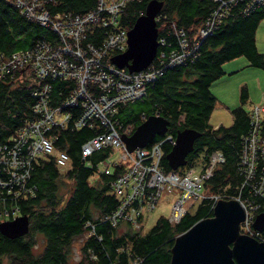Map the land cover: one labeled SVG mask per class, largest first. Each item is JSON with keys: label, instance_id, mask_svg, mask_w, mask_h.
Here are the masks:
<instances>
[{"label": "trees", "instance_id": "obj_1", "mask_svg": "<svg viewBox=\"0 0 264 264\" xmlns=\"http://www.w3.org/2000/svg\"><path fill=\"white\" fill-rule=\"evenodd\" d=\"M43 1L52 17H63L65 12L85 15L97 4V0ZM147 1L126 0L118 16L125 28L131 27L135 18L144 12ZM162 1L161 17L156 20V25L158 38L165 39L159 49L164 50L166 57L165 52L177 47L176 38L170 32V21L181 26L193 40L218 2ZM250 3V0H235L228 4L224 16L214 23L211 32L200 38L191 58L173 65H168L166 58L162 63L156 61L159 72L145 84L144 93L139 98L119 103L110 115L118 130L131 127L129 133L146 116L156 112L168 119L167 132L173 135L184 127L199 131L193 150L186 156V163L175 171L184 173L195 166L199 157L201 165L212 152L220 151L224 161L205 180L204 193L225 189L234 195L242 180L236 161L240 159L242 136L248 128V110L242 106L234 107L230 109L232 122L229 125L213 126L209 123V116L217 98L209 88L212 81L224 73L222 64L240 55H244L250 65L264 70V53L259 52L255 44V29L264 16V3H252L247 10ZM51 28L28 19L12 0H0L2 58L16 51L31 49L40 41L62 45V38ZM106 29V26L94 25L90 31H85L78 43L82 47L86 42L100 44ZM67 41L70 45L76 42L72 38H67ZM106 56L111 58L112 55ZM29 76L26 69H15L10 75L0 78V141L8 140L19 126L35 116L32 109L35 99L31 95L35 82ZM47 81L51 105L63 102L75 84L71 77L56 76L47 78ZM87 88L93 97L98 95V87L93 82H89ZM240 97L242 100L247 98L245 85L240 86ZM80 109L79 104L65 108L71 115L68 122L53 127L47 133L52 141V152L41 154L32 163L27 182L32 191H25L11 201L18 206L19 214L28 215L29 230L15 238L0 233V264H168L174 237L196 220L211 215L210 205L206 201L196 204L194 211L187 210L175 222L159 217L146 232H134L127 226L125 232L120 233L108 220L103 221V215L110 214L117 205L118 198L110 184L124 163L116 165L112 174L99 171L102 166L99 164L114 152V148L108 145L99 146L82 158L81 144L97 134L98 129L90 128L88 122L73 126ZM260 133L264 135V112ZM164 134H157L149 144ZM170 148L169 143L162 145L159 167L165 172L171 170L166 159ZM59 150L67 154L63 164H57L55 160ZM246 190L244 186L242 193L245 194ZM257 201V211L264 210V195ZM89 221L93 223V229L86 225ZM91 230L92 233L86 235ZM35 233L42 237L39 252L33 250L37 244ZM260 234L264 237V230ZM77 242L80 243V259L73 260L71 256ZM88 249L96 254V258H89Z\"/></svg>", "mask_w": 264, "mask_h": 264}, {"label": "built area", "instance_id": "obj_2", "mask_svg": "<svg viewBox=\"0 0 264 264\" xmlns=\"http://www.w3.org/2000/svg\"><path fill=\"white\" fill-rule=\"evenodd\" d=\"M12 1L27 18L38 20L42 24L49 23L64 43L52 45L40 41L31 49L13 52L4 58L0 56V78L10 75L15 69H26L35 79V86L31 89V95L35 99L32 108L35 116L19 126L8 140L0 141V220L19 214L18 206L11 201L22 196L25 191H32L27 186L32 163L38 156L50 153L53 149L47 133L53 127L63 126L68 122L71 115L65 110L67 106L79 104L81 109L73 120V126L78 127L88 122L90 128L98 129L97 134L81 145L82 158L97 147L108 145L114 148V152L101 162L99 171L112 174L116 165L124 163L121 172L110 184L112 192L118 198L117 205L110 214L103 215V221L108 220L114 228H119L124 223L134 232L140 231L142 209L154 208L161 192L170 189L176 197L168 216L169 221H178L194 202L197 203L192 207L206 201L212 210L218 199L235 198L244 210V218L239 223L240 231L264 240L251 224L259 205L257 198L264 195V135L260 133L264 105H252L248 111V128L242 136L240 159L236 161L242 180L234 195L228 194L225 189L203 192L205 180L224 161L220 151L212 152L205 163L190 167L184 173L172 169L165 172L159 167L163 154L162 145H172L175 135L166 132L163 137L146 147L128 151L121 134H129L130 127L118 130L110 117L111 111L116 110V105L139 98L144 93L145 84L152 81L159 72L156 61L162 63L166 58V63L173 65L191 58L200 38L211 32L214 23L224 16L227 5L235 0H214L218 2L217 8L207 17L205 24L199 27L197 37L193 40L188 38L181 26L170 21V32L176 38L177 47L165 52V57L164 50L159 49L165 39L157 36L158 50L153 63L136 72L114 65L106 56L120 52L126 46L127 28L118 19L126 0H97L95 8L85 15L68 12L63 17H52L43 0ZM250 2L247 10L252 3H264V0ZM160 17L158 13L156 20ZM94 25L107 27L101 43L93 45L85 41V47L80 46L78 41ZM67 38L76 40L74 45H70ZM56 76L71 77L75 84L63 102L51 105L47 78ZM89 82L98 87L100 95H91L87 88ZM66 159V152L57 151V164H63ZM244 186L247 187L245 194L242 193ZM86 225L92 229L94 227L90 221ZM91 233L92 230L86 235ZM88 253L90 259L96 258L91 249H88Z\"/></svg>", "mask_w": 264, "mask_h": 264}, {"label": "water", "instance_id": "obj_3", "mask_svg": "<svg viewBox=\"0 0 264 264\" xmlns=\"http://www.w3.org/2000/svg\"><path fill=\"white\" fill-rule=\"evenodd\" d=\"M162 4V0L147 1L144 12L126 31L127 47L111 56L113 64L136 72L151 63L158 48L156 16ZM168 123L163 115L150 113L132 132L122 133L121 139L128 151L144 147L157 134L166 133ZM199 134L192 127L175 131L174 142L166 154L171 169L186 163ZM243 218L244 210L235 198L218 199L211 215L196 220L174 237L168 264H264V240L240 231ZM251 224L258 232L264 230V210L255 214ZM28 230L27 214L0 221V233L9 238L24 235Z\"/></svg>", "mask_w": 264, "mask_h": 264}, {"label": "rangeland", "instance_id": "obj_4", "mask_svg": "<svg viewBox=\"0 0 264 264\" xmlns=\"http://www.w3.org/2000/svg\"><path fill=\"white\" fill-rule=\"evenodd\" d=\"M28 19L32 20L31 18ZM35 21L43 26L49 25V23L42 24L38 20ZM51 29L54 31L53 28ZM255 44L257 50L264 53V16L259 20L255 29ZM126 47L127 42L125 48ZM154 58L149 65L153 63ZM222 67L224 73L212 81L209 88L218 100L215 106L212 108L209 116V123H211L213 126H217L219 124L229 125L232 122L230 109L234 107L242 106L245 108V110L249 111L252 105H264V70L262 68L250 65L244 55H240L225 61L222 64ZM231 69L233 70L229 72ZM29 78H32L31 81L35 82L33 77L29 76ZM242 85H245L247 90V98L245 100H242L240 97V86ZM199 154L201 155L202 153ZM200 162L201 160L199 157L195 166L200 165ZM99 166H101V164H99ZM175 197V194L172 193L170 189L163 190L159 195L154 208L149 209L144 207L142 209V232L148 231L150 227L155 224L159 217L168 218L169 214L171 213V206ZM195 203L197 202H194V204ZM193 205L188 206L187 210L190 209V211H194V207L196 205L192 207ZM35 234L37 244L33 250L35 252H39L42 247V237L39 233ZM76 241H78V238ZM79 244L80 243L77 242L73 247L74 252L71 256V259L73 260L80 259Z\"/></svg>", "mask_w": 264, "mask_h": 264}, {"label": "clouds", "instance_id": "obj_5", "mask_svg": "<svg viewBox=\"0 0 264 264\" xmlns=\"http://www.w3.org/2000/svg\"><path fill=\"white\" fill-rule=\"evenodd\" d=\"M157 36H158V35H157ZM148 144H149V143H148ZM148 144H147V145H148ZM172 170H173V169H172ZM189 210H190V209H189ZM257 212H258V211H257ZM18 215H19V214H18ZM3 220H6V219H3ZM126 227H127V226H126L125 224L122 223V224L120 225V227H119V228H116V229H117L118 232H120V233H124L125 230H126ZM129 228H130V227H129ZM122 229H123V230H122ZM130 229H131V228H130ZM135 232H136V231H135ZM140 232H142V231L140 230Z\"/></svg>", "mask_w": 264, "mask_h": 264}, {"label": "bare ground", "instance_id": "obj_6", "mask_svg": "<svg viewBox=\"0 0 264 264\" xmlns=\"http://www.w3.org/2000/svg\"><path fill=\"white\" fill-rule=\"evenodd\" d=\"M67 13H68V12H65L64 14H67ZM50 15H52V14H50ZM158 22H159V21H158ZM121 50H122V49H121ZM123 50H124V49H123ZM123 50H122V51H123ZM108 56H111V53H109ZM98 95H100V93H98ZM127 125H128V124H127ZM130 126H131V125H130ZM121 128H122V127H121ZM124 128H125V127H124ZM130 130H131V127H130ZM130 130H129V131H130ZM82 144H83V143H82ZM82 144H81V145H82ZM17 201H18V200H17ZM13 203H14V202H13ZM0 221H2V220H0Z\"/></svg>", "mask_w": 264, "mask_h": 264}, {"label": "crops", "instance_id": "obj_7", "mask_svg": "<svg viewBox=\"0 0 264 264\" xmlns=\"http://www.w3.org/2000/svg\"><path fill=\"white\" fill-rule=\"evenodd\" d=\"M233 69L229 70V72H231ZM217 98V97H216ZM218 101V100H217Z\"/></svg>", "mask_w": 264, "mask_h": 264}]
</instances>
